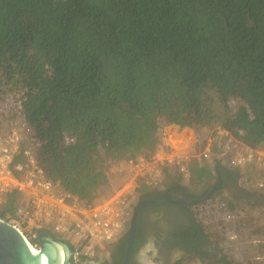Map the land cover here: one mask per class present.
I'll return each instance as SVG.
<instances>
[{
  "label": "trees",
  "instance_id": "16d2710c",
  "mask_svg": "<svg viewBox=\"0 0 264 264\" xmlns=\"http://www.w3.org/2000/svg\"><path fill=\"white\" fill-rule=\"evenodd\" d=\"M11 92L23 94L8 119L27 123L46 175L85 206L108 197L105 154L151 157L161 120L191 127L199 144L221 127L264 149V0H0V96ZM189 165L191 183L215 176ZM227 165L222 187L196 204L233 190L225 175L236 181L239 168ZM137 192L154 199L147 183ZM19 195L8 192L0 213H15ZM196 222L175 239L206 261L228 227ZM129 232L130 222L122 254Z\"/></svg>",
  "mask_w": 264,
  "mask_h": 264
},
{
  "label": "rangeland",
  "instance_id": "374dc122",
  "mask_svg": "<svg viewBox=\"0 0 264 264\" xmlns=\"http://www.w3.org/2000/svg\"><path fill=\"white\" fill-rule=\"evenodd\" d=\"M22 92L8 93L7 96H0V114L8 122H11L8 117L13 114L17 103L22 97ZM11 116V115H10ZM12 121L24 122V120L17 115ZM4 126H1L3 129ZM24 146L31 145L33 142L37 148V144L30 138L29 127H24ZM221 128L217 127L211 129L205 143L199 144L196 139L193 129L191 127H180L176 124H170L163 120L160 122L159 137L160 143L157 151L151 157H145L141 153L137 156L128 158L121 154H105L104 169L108 176V183L103 187L102 194L106 197L95 206L106 204L110 198L123 194L127 196L132 210L138 201L137 188L140 183H147L150 186L164 185L170 181H180L184 185H201L203 183H191V172L189 164L197 161L200 164H210L214 167L219 161L222 166L227 165V158L222 156V152L217 148H211L208 152L206 149L211 145L210 138L218 135ZM1 132V131H0ZM238 141L237 137H235ZM212 140V139H211ZM244 145H242L243 147ZM240 147V148H242ZM238 148V149H237ZM237 146L234 154L240 149ZM260 150L262 148H259ZM264 150V149H263ZM160 153V154H159ZM185 167V170L182 169ZM229 166V165H227ZM230 167V166H229ZM239 172V188L245 191L247 198H242L239 195V190L222 189L205 203L194 204L192 212L195 220L201 225L216 224L222 222L227 225V237L222 243L218 245H211L210 256L206 261L200 260L194 254H183L176 252L173 256L175 264L181 261L180 264H222L220 256L227 255L229 259L251 264H264V201L262 202L252 194L264 197V191L253 189L249 182L255 181L253 170L237 169ZM23 177L22 173L18 174ZM211 181L216 184L217 175L212 176L206 182ZM59 185V184H58ZM60 186V185H59ZM62 189L61 187H58ZM249 191L251 194H248ZM247 193V194H246ZM75 196V195H74ZM75 196L72 205L82 206L81 200ZM27 199L22 195L16 199L15 206H27ZM231 202V206L229 203ZM4 207L2 205L1 209ZM94 207V206H93ZM130 207V209H131ZM233 207V208H232ZM33 221V220H32ZM31 221L25 224V230L29 232L31 229ZM129 224V223H128ZM237 234V238L232 240L231 236ZM68 243L78 246L75 238L62 237ZM216 246V247H215ZM157 243L152 242L144 248L142 253V260L144 264H163ZM108 255V244H101L95 251L94 261L91 264H96L98 259L104 258Z\"/></svg>",
  "mask_w": 264,
  "mask_h": 264
},
{
  "label": "built area",
  "instance_id": "2783aa9c",
  "mask_svg": "<svg viewBox=\"0 0 264 264\" xmlns=\"http://www.w3.org/2000/svg\"><path fill=\"white\" fill-rule=\"evenodd\" d=\"M10 121L0 114V210L6 201V194L14 189L27 199L28 205L17 207L15 213H0V220L14 225L32 245V240L38 238V232L43 228H49L69 240V237H73L78 246L74 249L72 260L78 264H91L89 262L94 261L99 245L110 244L126 232L133 212L127 196L121 194L110 198L106 204L94 207L72 205L75 196L58 188L60 186L46 175L39 164L34 143L23 145L27 123ZM209 141L212 144L206 151L217 148L227 158L229 166L253 170L255 181L249 182V185L253 189L264 190L263 149L252 148L238 141L224 128ZM237 146L242 148L235 155L233 152ZM19 155L24 161L16 162ZM182 169L185 170V167L182 166ZM19 173L23 177H19ZM29 220L32 227L28 232L24 226ZM237 236L233 234L231 239ZM34 246L40 248V244Z\"/></svg>",
  "mask_w": 264,
  "mask_h": 264
},
{
  "label": "flooded vegetation",
  "instance_id": "af4514ba",
  "mask_svg": "<svg viewBox=\"0 0 264 264\" xmlns=\"http://www.w3.org/2000/svg\"><path fill=\"white\" fill-rule=\"evenodd\" d=\"M235 174L237 176V173ZM237 177L236 182L231 175L226 174L225 184L231 189L237 190L240 186V177ZM181 184L176 181H170L164 185L150 186L151 197L155 200L149 198L141 199L160 201L161 203L146 205L140 209L138 215V219H140V234L138 240L136 235L133 252L127 264H144L142 260L143 250L152 242L155 245L157 243L158 254L163 264H175L173 256L176 252L187 254L186 246L176 241L175 235L178 231L190 227L196 222L192 207L199 200L210 197L208 196V191H211L214 184L208 181L198 186L187 185V188L182 187ZM156 197H159L160 200H156ZM123 237L122 235L114 242L108 244V255L98 259L96 264H123L128 249V238L126 237L127 246L124 253H121L123 247L120 239ZM201 240L205 243V239L202 238Z\"/></svg>",
  "mask_w": 264,
  "mask_h": 264
},
{
  "label": "water",
  "instance_id": "95a60500",
  "mask_svg": "<svg viewBox=\"0 0 264 264\" xmlns=\"http://www.w3.org/2000/svg\"><path fill=\"white\" fill-rule=\"evenodd\" d=\"M222 164L217 161L216 174L217 182L208 193L211 196L222 186L221 169ZM239 176V172H236ZM171 201V200H169ZM194 201V199H193ZM160 201L141 200L133 208L130 219V232L128 238V249L123 264H127L133 252L135 243L138 215L142 207L146 205H157ZM40 243L39 252H36L28 243L24 235L11 223L0 220V264H42L41 259L45 256L48 264H73L72 258L74 249L59 234L49 228H43L38 232ZM60 246L64 251L63 258L60 253Z\"/></svg>",
  "mask_w": 264,
  "mask_h": 264
},
{
  "label": "bare ground",
  "instance_id": "6f19581e",
  "mask_svg": "<svg viewBox=\"0 0 264 264\" xmlns=\"http://www.w3.org/2000/svg\"><path fill=\"white\" fill-rule=\"evenodd\" d=\"M29 243V242H28ZM31 246H32V248L36 251V252H39V250H38V248L37 247H35L34 245H32L31 243H29ZM60 253L62 254V256H63V258L65 257V254H64V251H63V249L61 248V246H60ZM41 261H42V264H48V260H47V258L44 256L42 259H41Z\"/></svg>",
  "mask_w": 264,
  "mask_h": 264
}]
</instances>
